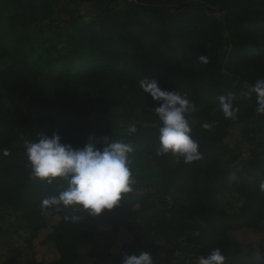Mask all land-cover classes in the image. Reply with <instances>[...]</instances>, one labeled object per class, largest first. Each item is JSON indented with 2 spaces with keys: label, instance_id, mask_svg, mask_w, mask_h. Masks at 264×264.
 <instances>
[{
  "label": "trees",
  "instance_id": "16d2710c",
  "mask_svg": "<svg viewBox=\"0 0 264 264\" xmlns=\"http://www.w3.org/2000/svg\"><path fill=\"white\" fill-rule=\"evenodd\" d=\"M72 1L91 3L96 14L88 23L74 19L66 23L62 35L66 43L46 56L45 69L36 68L17 49L0 47V202L23 209L27 228L33 233L46 226L43 212L57 215L59 222L48 240L56 244L60 255L50 263H22L11 256L2 264H103L107 260L122 264L125 256L141 252L153 254L155 264H198L214 248L221 249L226 264H264V244L255 246L229 237L242 229L264 233V191L260 187L264 152L233 166L222 165V159L231 153L225 140L233 124L249 125L263 116L256 112V94L247 86L264 79V0H124L119 8L114 7L118 0ZM210 7L218 8L222 18L208 13ZM53 8L52 0H39L38 16L49 18ZM225 36L229 49L221 58L217 48ZM29 40L23 35L19 41L28 44ZM249 47L259 53L247 58L244 51ZM191 56L196 67L185 66ZM200 56H206L209 63H201ZM81 58L105 63V75L129 71L132 88L136 87L131 98L151 113L156 102L141 89L143 78L155 79L163 90L187 93L196 106L191 136L202 153V159L190 164L181 158L172 165L170 159L177 161L175 156H161L163 184L155 195L147 191L129 203L128 193L120 207L99 217L90 216L80 206H44L43 201L58 197L67 183L58 178L49 184L34 176L23 146L32 117L6 105L13 90L6 85H24L39 124L34 136H40L47 124L48 136L56 127L80 124L99 102L92 97L94 93L84 94L76 84L80 72L74 73V64ZM223 62L235 72L223 71ZM221 96L231 97L239 107L235 119H225L219 111ZM204 123L212 125L210 131L202 127ZM136 128L135 133L120 134L116 139L132 145L131 156L155 155L160 147L159 129ZM174 189L187 204L171 197ZM236 193L244 201L231 214L226 203ZM72 217L80 219L73 222ZM134 225L142 233L141 240L128 241L111 253L109 240L120 228L132 231Z\"/></svg>",
  "mask_w": 264,
  "mask_h": 264
},
{
  "label": "rangeland",
  "instance_id": "374dc122",
  "mask_svg": "<svg viewBox=\"0 0 264 264\" xmlns=\"http://www.w3.org/2000/svg\"><path fill=\"white\" fill-rule=\"evenodd\" d=\"M39 0H0V47L7 46L17 49L28 55L36 68L45 69L46 56L56 50L61 49L66 43L62 37L67 29L66 23L76 20L79 23L90 22L96 9L88 2H74L72 0H52L54 8L49 18L38 16ZM124 5V0H118L114 7L119 8ZM221 19L223 13L216 7L207 9ZM43 15V14H42ZM30 16V17H29ZM24 21V22H22ZM26 35L30 40L28 44H21L20 39ZM228 38L225 39L217 48V53L222 58L228 51ZM49 51V52H47ZM258 50L253 47L245 49L244 55L251 58L258 54ZM74 73L78 75L77 86L79 90L87 94L94 93L92 97L98 98L94 111L80 124L70 127H56L52 132L59 134L64 142H69L74 148L83 147L90 136L109 137L117 140V136L129 132L130 126L152 127L160 129L162 126L158 116L147 110L141 109L131 98L133 90V75L126 70H121L114 75H105L106 64L81 58L76 61ZM186 67H196L195 57L191 56L186 62ZM223 71L234 73L235 69L231 65L223 62ZM62 73H60L61 75ZM9 90V97L6 105L13 111H23L30 115L31 121L25 129L27 139L24 141V152L26 141H37L39 134L34 136L37 131L38 122L33 116L35 114L33 103L24 93V85H6ZM53 93L56 86L52 87ZM181 92L180 90H174ZM50 92L49 95L53 94ZM195 114L189 117L192 131L195 127ZM50 127L47 124L42 133H47ZM260 131V132H259ZM264 115L257 118L249 125L233 124L230 135L225 143L231 148V153L222 159L223 166H233L243 159H248L252 155H259L264 152ZM25 136H22L24 138ZM163 156V155H162ZM161 155H129L130 168L135 183L132 185L133 191L127 198V202H132L143 196L147 191L151 196L159 191L163 184L162 175L159 168ZM172 165L177 161L170 159ZM171 197L179 204H187L186 198L177 190L170 192ZM168 196V201H171ZM240 194H231L226 203L229 213H237L243 203ZM45 228L37 233H33L27 228V220L23 209L6 202H0V264L4 263L9 257L16 256L22 263L31 260L50 263L60 258L56 244L48 240V235L53 227L59 222V217L52 212L42 213ZM233 240L253 244L255 246L264 244V233L257 234L252 230L242 229L229 233ZM142 233L136 225L129 231L120 228L109 240L111 253H116L119 248L128 241L141 240ZM163 245V243H158ZM103 264H109L107 262Z\"/></svg>",
  "mask_w": 264,
  "mask_h": 264
},
{
  "label": "clouds",
  "instance_id": "9594fccd",
  "mask_svg": "<svg viewBox=\"0 0 264 264\" xmlns=\"http://www.w3.org/2000/svg\"><path fill=\"white\" fill-rule=\"evenodd\" d=\"M198 59L203 64L209 63L206 56ZM140 87L156 102L154 112L162 123L157 155L171 153L177 158V162L182 158L185 164L202 159L199 144L191 136L189 117L196 111V106L188 94L163 90L155 79L143 78ZM247 87L249 92L256 94V112L264 115V79H258ZM218 109L229 120L235 119L239 112V107L234 106L231 97L221 96ZM202 127L210 131L212 125L204 123ZM136 131L135 126L129 127L130 133ZM131 152V144L107 136H90L81 148L65 144L57 133L52 136L41 133L37 141L25 142V155L37 179L51 184L62 178L67 183L58 197L45 199L44 206H80L94 217L120 207L125 195L133 191L135 180L129 166ZM4 155L9 153L5 151ZM260 187L264 191V183ZM71 219L75 222L80 217ZM122 264H155V261L153 254L141 252L139 256H125ZM198 264H226V257L221 249L214 248L207 257L201 256Z\"/></svg>",
  "mask_w": 264,
  "mask_h": 264
}]
</instances>
